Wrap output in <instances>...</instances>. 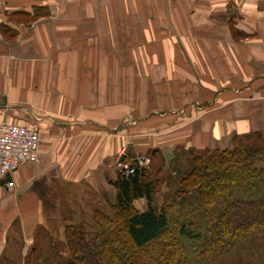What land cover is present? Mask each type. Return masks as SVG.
<instances>
[{"label":"crops","instance_id":"0c3cea01","mask_svg":"<svg viewBox=\"0 0 264 264\" xmlns=\"http://www.w3.org/2000/svg\"><path fill=\"white\" fill-rule=\"evenodd\" d=\"M157 5L172 20L160 31L150 13ZM125 37L133 49L161 54L142 62L141 84L164 95L147 107L171 112L132 125L130 160L228 149L236 132L264 131L246 122L251 106H264V0H0V124L33 119L41 135L38 161L12 177L16 190L0 179V264H27L35 251L51 256L58 231L116 203L130 110ZM200 101H214L220 118L186 122Z\"/></svg>","mask_w":264,"mask_h":264},{"label":"trees","instance_id":"16d2710c","mask_svg":"<svg viewBox=\"0 0 264 264\" xmlns=\"http://www.w3.org/2000/svg\"><path fill=\"white\" fill-rule=\"evenodd\" d=\"M262 137L261 132L249 133L235 137L233 147L227 150L187 152L192 168L179 187L165 195L160 208L153 205L156 182L151 179L147 168L137 167L133 175L112 182L118 196L116 203L110 205L111 213L116 219L121 215L126 218L127 235L136 249L158 248L160 257L153 259L155 264L158 260L161 264L176 262L184 250L182 242L199 241L205 236L188 229L189 220L192 221L189 227H204L208 239L205 237V241L210 244L214 243V236L225 243L227 237L243 238L255 229H264V219L256 217L258 214L253 212L264 211V165L256 167L264 155ZM140 199L148 202V209L144 212L135 206V201ZM173 213L178 214L181 221H178L181 224L177 232L172 226ZM94 218L104 228L116 222L103 210H97ZM101 218L106 221L105 225H101ZM197 221H201V226ZM239 221L244 225L229 228L230 224L236 225ZM65 229L69 232L67 241L74 257L61 256L53 248L54 253L47 258L36 251L31 253L27 264H115L113 259L120 264H132L125 254L121 253L124 257L121 259L116 253H106L109 243L115 245L117 242L115 239L102 241L96 249L86 240V233L80 232L76 226H66Z\"/></svg>","mask_w":264,"mask_h":264},{"label":"rangeland","instance_id":"374dc122","mask_svg":"<svg viewBox=\"0 0 264 264\" xmlns=\"http://www.w3.org/2000/svg\"><path fill=\"white\" fill-rule=\"evenodd\" d=\"M156 12H150L151 14H155L157 17V26L156 30L160 31L161 26H165V23H168L171 25L172 20L169 18V13L163 11L162 5L156 6ZM166 13V14H165ZM167 15V18L165 17ZM136 40H139V43H142L143 38L139 37ZM129 44V45H128ZM120 45L128 48H125L124 54H123V63L124 68L121 69L123 76H124V106L125 110H129V114L125 117L123 121V132L125 135V143H124V153L123 158L126 161H130V154L131 149L130 146L132 145V136L128 137V131L131 130L132 125L137 122L138 118L144 119L145 117L149 115H155L154 116H160L163 117L165 115H168L171 113L170 111H166L161 108H157L159 113H156L155 109L153 107H147V101L150 97L154 99H161L163 100L164 95L161 93L155 94V95H147V89L148 84H141V79L144 77L145 70L139 69V67L142 65V62L144 61H154L158 62L159 57L161 54L159 53H143L140 49H133L131 44V38H123V41L120 43ZM141 47V44H139ZM137 46V47H139ZM118 53V52H117ZM123 53V50H122ZM121 54V53H119ZM113 54L111 55V57ZM190 59L194 58V55L190 54ZM194 60V59H193ZM121 70L118 69V71L121 73ZM113 75L116 72V70H113ZM145 74V75H144ZM146 77V76H145ZM263 94V93H262ZM264 95V94H263ZM260 95L259 99H264V96ZM263 96V97H262ZM243 100H241V104ZM200 104L198 106L200 107V111L192 107V109H196L195 112H191V115L187 117L186 122L195 120L196 115H198L201 118H205L208 116V118H212L216 115L217 118H220L221 114H213L212 112L214 110H217V105H215V108L213 107L214 101H200ZM197 105V104H196ZM137 106V108H136ZM242 107V106H241ZM139 108V109H138ZM189 108H191L189 106ZM174 111V110H171ZM127 113V112H126ZM194 113V114H193ZM243 113L244 110L240 109V114L236 115L234 118L235 120L239 119L240 121L243 120ZM264 106L262 107V102H258L256 105L251 106V114L249 116H246V122L247 124L251 125L254 128H264ZM139 115V117H137ZM235 115V114H234ZM215 118V117H214ZM250 120V121H249ZM6 123H17V124H25L28 126H31L35 129H38L35 125L34 120L32 119L30 122H21L12 120L10 122ZM162 123V121H161ZM160 123V124H161ZM159 125V123H157ZM180 125V123H178ZM154 129V128H152ZM161 129L158 127H155L154 132L155 135L162 134ZM263 133L264 131H255L250 133ZM249 134V133H246ZM245 134H237L233 136L231 142L232 145L230 148L233 147V139L235 137L243 136ZM127 137V138H126ZM154 137V136H153ZM264 144V138L262 137ZM228 148V149H230ZM213 150V149H212ZM219 150H227V149H219ZM181 151V152H180ZM179 157L172 159L171 161H165V158L163 156H160L156 159H152L151 152L147 151L145 153H142L139 155L140 159H150L151 163L150 166L147 167L149 174H151V179H153L157 184V191L153 196V205L157 208H160L165 199V195L169 192H173L175 188L179 187V183L184 179L186 174L189 172V170L192 168V162L187 156L186 150H180ZM121 159V158H120ZM119 159V160H120ZM116 164L117 170H118V162ZM260 162L256 165V167L261 168L264 165V155L261 157ZM197 198V197H196ZM144 201L137 200L135 201V206L140 212H143L147 208V200L142 199ZM107 211V209H105ZM254 213L258 214L256 217H259L260 219H264V211L261 210H255ZM243 213V212H242ZM110 215V218H112L115 222V224H112V226L108 228H104L103 226H100V222L96 221L94 218V215L87 214V213H81L80 217H78L79 221L77 225V229L80 232L86 233V240L89 242V244L92 247H99L100 243L103 241H106L110 238L115 239L117 242L115 245L111 242L109 243L108 251L105 249L106 253L112 252L113 255L115 253L118 255L119 258L124 259L122 254L127 255L126 259H129V262L132 264H155L153 262V259L160 257V252L158 248L150 247L143 251L136 249L132 242L130 241L127 230H126V218L117 217L115 218L114 213L108 212ZM178 215V214H177ZM175 213L171 215L172 220V226H174V231H178L180 228V220L179 215L177 216ZM178 217V218H177ZM101 225L106 224V221L103 220V218L100 219ZM178 221H180L178 223ZM199 226H201V221H197ZM192 223L191 220L187 222L188 229L191 228L194 232L198 233L201 232L203 234V238L199 241H184L183 247L184 250H182V253L177 257L176 262H172V264H264V229H255L253 230L249 235L241 238V237H227V241L224 243L223 241H219L218 236L213 237L212 244L205 241V237L207 239L206 231L203 228L200 227V229L195 227H189V225ZM233 223V222H232ZM244 225L243 221H239L238 224L233 225L230 224L229 228H232L234 226H240ZM191 226V225H190ZM196 226V225H194ZM196 226V227H199ZM72 232V231H71ZM69 234L68 231L64 228L62 232H57V234L54 235V248L57 254H60L61 256H65L67 258H72L73 254L71 253V249L68 245L67 241V235ZM208 240V239H207ZM109 241V240H108ZM97 243V245H95ZM44 254L49 255L46 251L42 250ZM120 251V252H119ZM122 253V254H121ZM74 257V256H73ZM109 255L107 256L108 259ZM115 264H120L119 261L114 260ZM158 264L160 263V260H158ZM170 264V263H169Z\"/></svg>","mask_w":264,"mask_h":264},{"label":"built area","instance_id":"2783aa9c","mask_svg":"<svg viewBox=\"0 0 264 264\" xmlns=\"http://www.w3.org/2000/svg\"><path fill=\"white\" fill-rule=\"evenodd\" d=\"M40 149L41 135L37 129L17 123L0 124V179L5 181L6 190H16L12 179L14 173L25 163L37 162ZM130 161L119 160L118 172L121 178H128L136 172L137 167L147 168L151 163L148 158Z\"/></svg>","mask_w":264,"mask_h":264},{"label":"water","instance_id":"95a60500","mask_svg":"<svg viewBox=\"0 0 264 264\" xmlns=\"http://www.w3.org/2000/svg\"><path fill=\"white\" fill-rule=\"evenodd\" d=\"M124 158L122 157L121 160H123Z\"/></svg>","mask_w":264,"mask_h":264}]
</instances>
